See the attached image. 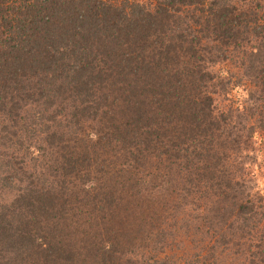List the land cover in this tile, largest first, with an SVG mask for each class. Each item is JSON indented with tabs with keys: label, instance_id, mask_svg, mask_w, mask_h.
I'll list each match as a JSON object with an SVG mask.
<instances>
[{
	"label": "trees",
	"instance_id": "16d2710c",
	"mask_svg": "<svg viewBox=\"0 0 264 264\" xmlns=\"http://www.w3.org/2000/svg\"><path fill=\"white\" fill-rule=\"evenodd\" d=\"M71 214L105 264H264V0H0V259Z\"/></svg>",
	"mask_w": 264,
	"mask_h": 264
},
{
	"label": "rangeland",
	"instance_id": "374dc122",
	"mask_svg": "<svg viewBox=\"0 0 264 264\" xmlns=\"http://www.w3.org/2000/svg\"><path fill=\"white\" fill-rule=\"evenodd\" d=\"M127 199H129L128 201L129 204L131 203L137 204V199L135 200L133 196H129L127 197ZM66 200H70L74 202L73 201L74 197L68 196ZM133 204L130 205L129 207L132 208L134 206ZM68 219H69L67 221L68 224H71L72 222H74V225L70 228L68 235L66 234V232H64V224L62 223L59 229L61 231L60 236H63V237L57 238L58 235L54 234L56 239L55 241H53L50 235L47 236L46 242L51 243V247L49 250H51L50 258L52 260H50L49 263L44 262L43 264H105L104 260L106 259V257L103 255L101 251L97 252V249L99 247L100 248L103 247V245H101V240H107V238L105 236H103L101 239H99V237L98 238L95 237L97 235H100L96 226L101 221H99L98 219L94 221L93 219H89L86 216H81V217L78 216L74 218L72 214L68 216ZM185 234H186L185 232H182L180 234L181 236H183L184 246L190 247V250H191V246L193 245L192 242L193 241L197 242L199 235L194 236V234L191 232L192 235L190 237H187ZM5 240H6L5 237L0 238V256L2 254V251L5 250V249H2L3 244H5L3 243L5 242ZM58 243H60L59 246L57 245ZM145 246L152 247L153 241L151 242L149 240H146V241L142 240L137 243L136 248H134V246H131L133 247V252H134L133 255L129 253L128 251L129 248H125L127 251L121 248V250H123L125 253V257L122 260L123 261L122 264H144L146 263L144 259H147V258L141 257L142 251L144 250ZM59 247H61V252L63 253L57 254V250H59ZM42 251L43 249L38 248L37 254L41 253ZM233 252L235 253L236 250H233ZM71 253H76V254L70 255ZM11 256L12 257L9 259L8 257H6L5 260L0 259V264H18L16 257H15V253L14 255L12 254ZM58 256H60L61 259H59ZM116 257L117 258L120 257V254H116ZM230 257L231 258L229 259L227 263L237 264V261H238V260L236 261L237 257L233 255L232 253L230 254ZM204 258L207 261L209 260V256L207 254L204 256ZM201 260L202 258L199 261ZM199 261L197 262L199 263ZM209 261H211V259ZM184 262H186V260L182 259L181 263H184ZM115 263L116 262H108L107 264H115Z\"/></svg>",
	"mask_w": 264,
	"mask_h": 264
}]
</instances>
